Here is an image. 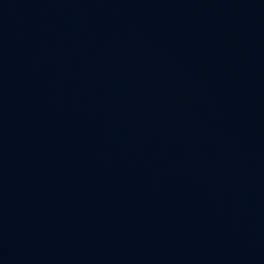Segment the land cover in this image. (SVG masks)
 <instances>
[{
	"label": "water",
	"instance_id": "1",
	"mask_svg": "<svg viewBox=\"0 0 264 264\" xmlns=\"http://www.w3.org/2000/svg\"><path fill=\"white\" fill-rule=\"evenodd\" d=\"M0 264H264V0H0Z\"/></svg>",
	"mask_w": 264,
	"mask_h": 264
}]
</instances>
